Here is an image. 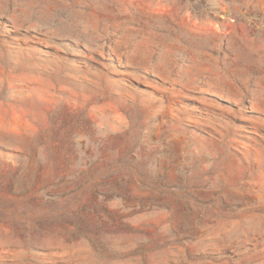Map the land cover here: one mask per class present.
<instances>
[{"label": "rangeland", "instance_id": "374dc122", "mask_svg": "<svg viewBox=\"0 0 264 264\" xmlns=\"http://www.w3.org/2000/svg\"><path fill=\"white\" fill-rule=\"evenodd\" d=\"M0 264H264V0H0Z\"/></svg>", "mask_w": 264, "mask_h": 264}]
</instances>
